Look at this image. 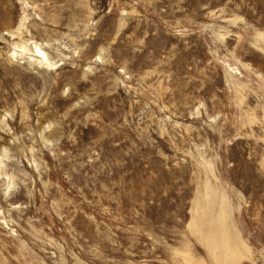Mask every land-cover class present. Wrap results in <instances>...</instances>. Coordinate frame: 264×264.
I'll return each mask as SVG.
<instances>
[{"label":"rangeland","instance_id":"obj_1","mask_svg":"<svg viewBox=\"0 0 264 264\" xmlns=\"http://www.w3.org/2000/svg\"><path fill=\"white\" fill-rule=\"evenodd\" d=\"M0 264H264V0H0Z\"/></svg>","mask_w":264,"mask_h":264},{"label":"bare ground","instance_id":"obj_2","mask_svg":"<svg viewBox=\"0 0 264 264\" xmlns=\"http://www.w3.org/2000/svg\"><path fill=\"white\" fill-rule=\"evenodd\" d=\"M37 52H38L41 56H44V53L41 52V51L39 50V48H37ZM44 60H46V59L44 58Z\"/></svg>","mask_w":264,"mask_h":264}]
</instances>
